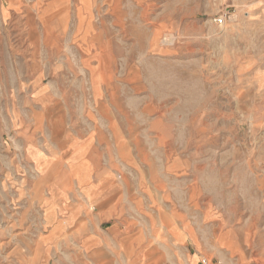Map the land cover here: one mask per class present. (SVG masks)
I'll return each instance as SVG.
<instances>
[{
    "label": "rangeland",
    "instance_id": "rangeland-1",
    "mask_svg": "<svg viewBox=\"0 0 264 264\" xmlns=\"http://www.w3.org/2000/svg\"><path fill=\"white\" fill-rule=\"evenodd\" d=\"M24 2L37 39L12 19L10 79L0 62V264H34L50 192L84 210L37 264H128L130 236L160 251L143 264H264V0H86V69ZM82 2L40 10L74 30Z\"/></svg>",
    "mask_w": 264,
    "mask_h": 264
},
{
    "label": "crops",
    "instance_id": "crops-1",
    "mask_svg": "<svg viewBox=\"0 0 264 264\" xmlns=\"http://www.w3.org/2000/svg\"><path fill=\"white\" fill-rule=\"evenodd\" d=\"M41 1L42 0H34V4H32L31 8L34 9L37 16H42V37L47 41V44L45 45H50L49 41L51 40L53 35L56 42L51 45H54V47L58 48L64 45L63 40L65 38L69 40L73 38L72 40H76L77 36H80L82 41L77 45V48L80 52L79 62L82 64L81 67L83 69H86V0H83L81 8L75 10L77 14V24L74 30L73 28H70V22H73V19H71V10L67 6L64 5V7L59 8L58 10H55L53 11V13H51V10H40ZM26 6L27 3L25 4L24 0H0V19H2V23H0V62L4 64L3 74L6 80L10 79V69L7 67V63L10 62L11 58L9 21H12L13 19L12 26L16 31V40L19 47H24L29 39L31 41H35L38 36V29L34 24L36 16L33 12L26 11ZM25 12H27L28 14H26ZM24 18L27 19L25 23H23ZM26 24L30 25L31 28L28 36L26 34ZM33 43L34 42H32L31 44ZM19 86L20 88H23L24 86H26V84L22 81L20 82ZM80 87L84 89L83 83L80 84ZM54 105L59 106L60 102H55ZM153 183L158 184V181L156 179H153ZM109 185H111V183H106V190L108 191L104 193V198L108 200H104V202L113 199L114 196L119 194V188L114 187L113 191H110L111 187H109ZM80 188L82 193L86 194V187ZM53 194V192L49 193L53 210L47 212L45 216L46 224H51V233L48 236L39 239V241L36 243L35 248L30 247V250L33 254L32 262L34 264L38 263L41 255L46 256L47 262L50 261L49 252L51 243H53L55 239L61 236L64 227L70 226L75 220L80 221V215L84 210V207L81 205H74V207L72 208V206L69 207V204L65 203H63V205L59 204V206L53 204ZM62 199L67 201L68 196L63 195ZM63 209L72 211L70 216L66 215L60 219V217L58 216L59 211L62 212ZM116 238H118V235H116ZM127 240H129L130 244V250L128 251V253L130 254L128 256V264H143L140 263V255L145 256V254H148L150 258H154V256H158L160 254V251H158L156 247H146L145 245H141V242H136L135 238H132L131 236L127 237ZM91 253L95 264L112 263L107 254L99 248L93 249ZM158 257L160 258V255Z\"/></svg>",
    "mask_w": 264,
    "mask_h": 264
},
{
    "label": "built area",
    "instance_id": "built-area-1",
    "mask_svg": "<svg viewBox=\"0 0 264 264\" xmlns=\"http://www.w3.org/2000/svg\"><path fill=\"white\" fill-rule=\"evenodd\" d=\"M219 23H222L223 22V18L222 17H220V18H218V19H216Z\"/></svg>",
    "mask_w": 264,
    "mask_h": 264
}]
</instances>
